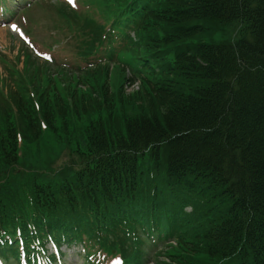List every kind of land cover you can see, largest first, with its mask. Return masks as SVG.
<instances>
[{
  "label": "trees",
  "instance_id": "obj_1",
  "mask_svg": "<svg viewBox=\"0 0 264 264\" xmlns=\"http://www.w3.org/2000/svg\"><path fill=\"white\" fill-rule=\"evenodd\" d=\"M93 1L133 29L111 61L141 87L126 93L120 65L112 84L98 52L114 35L64 9L89 67L0 78V237L22 231L16 258L52 239L85 244L92 264H152L144 230L161 240L167 225L154 264H264V0Z\"/></svg>",
  "mask_w": 264,
  "mask_h": 264
},
{
  "label": "rangeland",
  "instance_id": "obj_2",
  "mask_svg": "<svg viewBox=\"0 0 264 264\" xmlns=\"http://www.w3.org/2000/svg\"><path fill=\"white\" fill-rule=\"evenodd\" d=\"M21 0V3L17 0H0V13L2 14L3 10L8 9L11 11V14L5 16L7 19L6 24L0 25V58H3L5 61L3 62L0 60V77L6 78V68L10 66V64L16 62L17 67L22 70L23 66L29 65L31 68L37 66H46L54 72L52 68L44 62L46 59L45 56L37 54L40 50H44L41 46L42 42H46L45 52L50 54V50L52 51L53 57H56L59 61H67L70 57V54L76 48L77 44L81 43L78 40L80 34H76L71 36L70 27L68 26V22L62 17V14L59 13L60 8H64V4L60 2V0ZM63 1V0H61ZM31 2V3H29ZM26 7L29 10L30 16L22 15L26 12L23 8ZM88 11L87 13H90ZM14 16L11 19V16ZM22 15V16H21ZM18 16L19 19H16ZM15 20L17 26L23 30L25 33L28 34L29 39L34 42V48L31 47V43L28 42L22 35L13 32L10 29L9 21ZM42 26L45 28L43 29ZM52 29V32L48 30ZM57 30L59 33L57 34ZM56 32V38L62 41H57L54 39V36L50 34H54ZM133 30L131 31V35H133ZM35 35V37H33ZM103 41V36H101ZM55 43L56 46H52ZM62 43V44H61ZM95 44L97 46H102V42H100L99 38L95 39ZM39 47V48H38ZM108 45L102 47V49H107ZM33 53L34 55H32ZM84 60V59H83ZM25 61V63H24ZM79 62V61H78ZM84 63V62H83ZM123 67L119 66V71ZM125 69V68H124ZM111 70V82L112 84L115 83V78L117 76L116 68L114 64H110ZM124 74L131 77L128 71L125 69ZM132 74V71L130 72ZM126 93H132L138 90L141 87L140 80L135 81L133 85L129 83L127 80L124 84ZM99 90V89H98ZM60 154L56 157H53V160L50 161L49 166L52 170H57L60 166L61 159H65L66 155L71 152V147L66 146L60 149ZM52 159V158H50ZM192 210V207H189V211ZM157 240L153 243V247H149L148 252L151 255V260H155L158 256L157 252L164 250L165 247H160L162 244ZM172 243V242H171ZM49 254L54 252L55 250L52 244L46 245ZM64 245L61 247V254H57V263L56 264H85V258L83 257L84 254V247L81 244H74L71 246ZM5 264H19L15 263L14 261L7 262ZM154 264V263H152Z\"/></svg>",
  "mask_w": 264,
  "mask_h": 264
},
{
  "label": "snow or ice",
  "instance_id": "obj_3",
  "mask_svg": "<svg viewBox=\"0 0 264 264\" xmlns=\"http://www.w3.org/2000/svg\"><path fill=\"white\" fill-rule=\"evenodd\" d=\"M69 2L74 3V0H69ZM12 27L15 28L16 26L13 25Z\"/></svg>",
  "mask_w": 264,
  "mask_h": 264
},
{
  "label": "bare ground",
  "instance_id": "obj_4",
  "mask_svg": "<svg viewBox=\"0 0 264 264\" xmlns=\"http://www.w3.org/2000/svg\"><path fill=\"white\" fill-rule=\"evenodd\" d=\"M60 11H62V10H60ZM12 29L15 30V31H17V28L16 27L15 28L12 27Z\"/></svg>",
  "mask_w": 264,
  "mask_h": 264
}]
</instances>
